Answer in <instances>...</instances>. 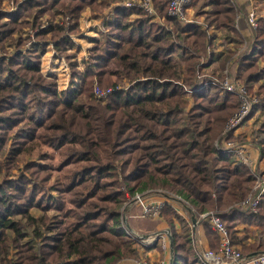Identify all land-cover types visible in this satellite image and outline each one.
Masks as SVG:
<instances>
[{"label":"trees","instance_id":"16d2710c","mask_svg":"<svg viewBox=\"0 0 264 264\" xmlns=\"http://www.w3.org/2000/svg\"><path fill=\"white\" fill-rule=\"evenodd\" d=\"M3 1L0 49L22 43L23 29L36 26L46 10L71 15L74 28L88 8L95 16L113 10L104 22V44L93 47L83 72L73 71L74 86L67 91H59L40 72L35 50H44L45 43L0 62V164L12 158L10 168L18 167L44 145L59 151L62 171L48 190L52 177L44 172L47 165L26 161L30 176L0 168V264H120L134 256L120 223L126 195H145L158 187L182 196L199 213L219 211L245 258L264 251V201L255 215L230 208L250 192L253 176L215 144L239 108L235 94L222 86L225 68L249 91L257 88L261 101L251 114L264 110V18L234 59L235 49L215 55L219 46L243 42L235 27L242 10L230 0H193L197 15L205 17L204 29L171 18L167 22L172 29L164 28L142 10L121 7L119 0H25L7 15ZM154 3L166 15L168 1ZM133 15L137 18L132 20ZM211 28L223 34L222 45ZM58 33L61 28L51 27L39 37L45 41ZM71 44L68 38L54 41L61 52ZM94 77L101 88L120 85L119 80L128 86L101 106L91 99ZM83 97L91 99L89 105ZM259 124L252 143L264 159V121ZM48 156L39 152L40 160ZM35 209L37 217L32 215ZM184 209L192 220V208ZM160 218L172 238L170 264H202L192 245L191 224L169 205ZM175 220L182 224L181 234L175 233ZM240 223L260 228L253 243L245 245L248 237L236 236ZM31 226L32 239L25 241ZM205 227L216 249L217 235Z\"/></svg>","mask_w":264,"mask_h":264},{"label":"rangeland","instance_id":"374dc122","mask_svg":"<svg viewBox=\"0 0 264 264\" xmlns=\"http://www.w3.org/2000/svg\"><path fill=\"white\" fill-rule=\"evenodd\" d=\"M24 1L25 0H4L3 4H2V10L4 11V13H6V15L8 13L12 14L16 11L17 5H19L20 3H23ZM119 1H120L119 3L122 4V3L127 2V1L135 3L138 0H119ZM151 1H152L154 11L157 15L151 16L150 13H147L144 11L143 12L150 18V20L153 23L159 24L164 28L172 29V25L168 24L167 19L171 18L177 22H178V19L175 16L169 15V9H168L169 1L167 0L168 1V7L166 10V15H164V16L160 15V13H158V11L155 7L154 0H151ZM242 1H244V2H240V0H230L231 4L233 6H235L237 10H239V9L242 10L237 15V19L235 21V27L241 33L240 35H241L243 42L241 44L226 43V45L223 47L224 50H226L227 55L230 53V52L227 53V49L228 50L229 49H235V54L233 57L234 59L237 58V56L245 49V47L247 46L248 38H250L253 35V33L258 29V28L257 29L252 28L249 24L248 13H249L250 7L253 6V7H257L259 9V20H258L259 23H258V25L260 24L261 19L264 18V0H242ZM192 3H193V0L189 6V12H188L189 17L194 22L199 24L200 28L201 27L203 29L206 28L205 17L203 15H197L195 6ZM113 4H115V3H113ZM112 10H113L112 8H108L102 12L96 13V16H95V14H93L89 8L86 9L83 12L81 18L79 19V26L77 28H74L75 27L74 25L76 23L75 19L71 15H67L63 10H60V11H58V10H55V11L46 10L37 19V25L36 26L30 25V26L23 29V31L21 33L22 43H18V41H16V43L13 42L10 45L7 44L6 48L0 49V62L8 61L9 59L14 58L18 52L26 53L27 51H34L32 49L34 46H36V45L40 46L42 43H45L47 46H46V48H44V50H42V51L38 50V49L35 50L37 52V54L39 55V60L41 63V71L40 72L43 75V77H45L47 80H50L53 83H55L59 91H67V90L71 89V87L74 86V84H72V73H73V71H79V72L82 71L83 72L84 67L86 66L85 60H87V59L89 60L90 51L93 49V47L95 45L102 46V44H104L105 35H106L105 33L108 32V30H106L107 28L106 29L104 28V27H106V26H104V22H105L106 17L109 16L110 13H112ZM133 16L134 17H131L132 20L137 18V15L136 16L133 15ZM32 17L33 16H31V19H30L31 22L33 21ZM243 23H244V25L242 26ZM51 27L61 28V33H58L57 36H55V34H49V35L45 36V38L47 40L42 41L39 37V34L41 33L42 30H46V29H49ZM244 27H246V28H244ZM209 31H210V33H216V34L219 33L216 30H214L213 28H211ZM216 37H217V35H216ZM223 37L224 36L222 35V42L224 41ZM62 38H68V40H71V43H72L70 46L67 47V50H65L63 52H61L60 50H58L54 46V41L61 40ZM16 39H17V37H16ZM97 40L99 41V43L96 42ZM218 44L222 45V43L221 44L218 43ZM227 68H225L222 71L223 79L221 82H222V86L224 88H225V83L227 81L236 80V78L234 76H229V70ZM76 80L80 81L81 79L76 78ZM94 80L95 81L92 85L93 96L91 99L95 100L101 106H105L108 102L107 100H108L109 96L103 97V98H100L97 96V94L95 93V88L96 87L101 88V86L97 82L98 80L95 77H94ZM236 81L243 84L239 80H236ZM119 84L120 85H117V86L109 85L108 87L101 88V89H104V90L114 89L117 91L120 89H125L128 86L127 82L126 83L121 82V80H119ZM79 85H77V87ZM256 89L254 88L251 91H249L247 89V91H248L249 96L257 97L259 102H260L261 97H259L258 93L256 92L257 91ZM235 96L238 99L239 108H240L239 98L236 94H235ZM91 99L86 100V97H83L82 102L86 105H89L87 102H88V100H91ZM239 108H238V110H239ZM235 113H233L228 118L226 123L224 124V129H223V133H222L223 135H225V131L227 128L228 121L230 120V118ZM250 116H253V117L249 118V119L247 118L241 124V126L239 127L237 132L233 131L227 137V140L228 141H235L237 143H241V144L243 143V144L251 146L253 151H254L252 156H253V159L256 161V169L255 170L256 171H262L258 165L261 162H264V159L260 158V153H259L258 149L252 143V136L254 134V129L255 128L258 129L259 125H260L259 123H262L264 121V110L258 109L256 113H254L253 115L251 114ZM239 130L246 131L247 134H243V133L239 134ZM222 140L217 139L215 141V144L220 145ZM42 151H47V155H49L48 159H45V160L39 159V152L42 153ZM39 152L34 153V155L31 157L25 156V158L19 163L18 167H16L17 166V164H16V166H13L12 168H10L11 167L10 165H11V162L13 159L12 158L6 159L3 162H1L0 168L3 169L4 171H6L7 169H10V170L12 169L10 172L11 175H18L20 173H25L27 176H30L29 173L26 171V168L24 167L26 161L33 160V161H38L44 165H47L49 168H47L48 170H45L44 172H46L47 174H49L52 177L51 181H49L48 184L46 185V187H48V190H49V187L51 185H53L52 183L54 182V180L62 177V171L59 170V168H61V163L58 165V163L60 161V157H59L60 154H59V151H57V150L55 151V150L51 149L50 147L44 146V145L41 147ZM250 173H251V171H250ZM1 179H2V177H0V180ZM119 179H120V176H119ZM253 180H254L253 181V187L250 190V192L243 199H241L238 202H235L233 204V206L230 208L242 209L243 211H245L247 213V215H255V214L259 213V211L262 208L264 203L256 208L257 209L256 212H252V209L250 207H247L245 204L256 193L257 182L254 179V177H253ZM52 193L54 194L56 192H52ZM141 193L137 192L136 194H141ZM56 195H57V193H56ZM135 195H130V194L126 195L127 199L122 204L121 215H120V223L122 226L126 225L127 216H128L127 214H128L129 208L131 206L137 205L135 199L133 198ZM145 195H144L145 199H156V198H163L165 200L172 199V200H176L175 203L178 207L184 208V206H187V207L192 208L191 210L194 213L192 216V220L190 219L189 214L187 213V215H188L187 221H188V223L191 224L190 225V227H191L190 234H191V239H192V245L194 247V252L197 255H199V254H201L202 250L206 251V249H205L206 247H204L202 245V242L200 241L199 236H200L201 231L206 230L205 225L207 224L215 232L216 235H217V232L214 230V228L209 224V222L207 220L202 221L197 225H194L195 221H193V219L196 220V218L198 217L199 214L208 213V212L199 213L198 210L188 200L184 199L180 195L174 194V192L169 191L166 188L158 187L156 189H149ZM170 196H172V198H170ZM142 212L143 211L141 208V216H142ZM210 212H213V214L221 215V213H219V211H210ZM32 215L37 217L38 215H40V212L35 209L32 211ZM145 219L154 220L153 218H145ZM34 227L35 226L28 227L27 231L30 233V235L27 238H25V241H31V239H32L31 237L33 236ZM167 228H168V225H167ZM124 229H125L124 231H126V235L132 241V244H130V248H131L132 252H130V254H134V256H128L125 260L121 261L120 264H140V262L146 263V264H170V262L172 263V261H171V254H172L171 252L172 251H171L169 242H168L169 247L168 246L167 247L170 249V253L169 252L165 253L162 250L161 246H155V247L151 246V248L147 247V249H149V250H152V249L157 250V253L156 252L154 253L155 256L154 257L151 256L152 258H155V259H151V258H149V256H146L145 254H143L144 251H143V253L141 252L142 251L141 247L138 248L135 246V244H138L139 241L137 243L135 242L137 240L132 237L134 233L128 228V226H125ZM237 229L238 230H237L236 236L237 237H248L245 240V245L246 244L248 245V244H251L255 241L256 236L259 234L258 230L260 228L257 226L240 223V224H238ZM128 232L132 236H130L128 234ZM169 232H170L169 229H166L164 231H158V232L151 234V235H139V236H141L142 238L147 237V238H156V239L159 238L160 239V237L163 234L169 233ZM205 236H206V232H205ZM206 238H207V236H206ZM217 238H218V236H217ZM171 239L172 238H171V234H170L169 240H171ZM230 239H231L232 243L234 244L231 235H230ZM218 242H219V238H218ZM234 245L237 246L241 250L242 253L244 252L242 249V245H240V244L239 245L234 244ZM218 246H219V244H216V249H212V247L208 248V249H212L213 251H216L218 249ZM14 253H15V249H14ZM258 254H264V251L261 253H258ZM10 258L13 261H15L16 260L15 254L12 253L10 255Z\"/></svg>","mask_w":264,"mask_h":264},{"label":"built area","instance_id":"2783aa9c","mask_svg":"<svg viewBox=\"0 0 264 264\" xmlns=\"http://www.w3.org/2000/svg\"><path fill=\"white\" fill-rule=\"evenodd\" d=\"M169 1V15L175 16L182 25L186 26L194 21L189 17V6L192 0H168ZM121 7L127 10H142L144 12L150 13L151 16L157 15L154 11L151 0H138L135 3L124 2L120 4ZM259 20V9L257 7H250L248 13V21L252 28H258ZM225 88L229 92L236 94L240 101L239 110L230 118L227 123V128L225 131V136L218 146L219 151L222 154H230L234 156L235 162L247 167L254 179L257 182L256 193L250 198L245 204L247 207L252 209V212L257 211L264 201V172L256 171V161L253 159V149L251 146L246 144L237 143L235 141H228L227 137L233 132H237L241 124L248 118L252 113L254 107L259 104L257 97H251L248 94L247 88L244 84L236 80H229L225 83ZM116 90L108 89L104 90L100 87L95 88V93L98 97H108L113 94ZM139 207L142 208V217L158 219L161 216L163 208L167 205L171 206L172 203L175 205L174 209L179 212V208L176 205V200L172 199H145L143 194H136L133 197ZM208 221L209 224L217 232L219 238V246L216 251L212 249L205 248L206 251H201L199 254V259L202 264H264V254H258L251 258H245L241 250L235 246L231 239L230 233L222 219L221 215L213 214V212L199 214L195 220V225L202 221ZM126 232V231H125ZM128 234L132 236L129 232ZM136 243L144 247H155L161 246L162 250L166 253H170L168 248V242L170 241V232L163 234L160 239L141 237L138 235L132 236ZM168 240V241H167ZM170 243V242H169ZM168 246V247H167ZM140 264H146L141 263Z\"/></svg>","mask_w":264,"mask_h":264},{"label":"crops","instance_id":"0c3cea01","mask_svg":"<svg viewBox=\"0 0 264 264\" xmlns=\"http://www.w3.org/2000/svg\"><path fill=\"white\" fill-rule=\"evenodd\" d=\"M240 2H244L242 0H240ZM222 33H218L217 34V37H216V42L220 43L222 42ZM224 46H220L217 50H216V53L215 55L216 56H219V55H224L225 53V50L223 48ZM247 134L246 131H242V130H239V134ZM262 172H264V162H261L259 165H258ZM173 208L175 207V205L172 203L171 205ZM179 208V212L178 214L183 217L186 221L188 219V215H187V211L186 209H184L183 207H178ZM176 211V210H175ZM127 222H126V225H123L124 227L125 226H128V228L135 234V235H151V234H154L158 231H164L167 228V224H166V221L162 218H158V219H154V220H149V219H145L144 217L141 216V207H139L138 205H134V206H131L128 210V214H127ZM194 225H195V222H194ZM174 229H175V233L177 234H181L182 233V224L175 220L174 222ZM125 230V229H124ZM200 241L202 242V245L206 248H211L212 246L210 245V241L209 239L206 238L205 236V231H201L200 233ZM170 242V248H172V239L169 241ZM136 247H141V252L144 253L146 256H149V258L151 259H155V258H152L154 257V253L156 252L157 253V250L156 249H152V250H149L147 249L146 247L142 246V245H139V244H135ZM152 256V257H151Z\"/></svg>","mask_w":264,"mask_h":264},{"label":"water","instance_id":"95a60500","mask_svg":"<svg viewBox=\"0 0 264 264\" xmlns=\"http://www.w3.org/2000/svg\"><path fill=\"white\" fill-rule=\"evenodd\" d=\"M193 221H195V219H193Z\"/></svg>","mask_w":264,"mask_h":264}]
</instances>
